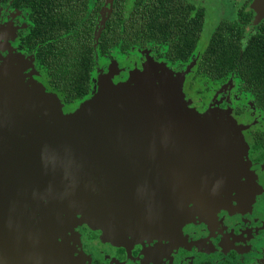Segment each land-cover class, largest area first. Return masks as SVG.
Wrapping results in <instances>:
<instances>
[{"label": "flooded vegetation", "instance_id": "obj_1", "mask_svg": "<svg viewBox=\"0 0 264 264\" xmlns=\"http://www.w3.org/2000/svg\"><path fill=\"white\" fill-rule=\"evenodd\" d=\"M109 2L107 0L104 7H110ZM12 3L13 0L7 4L0 3V30L10 26L9 37L15 40V48L35 59L33 53L21 47V36L30 25L28 13L13 7ZM251 7L252 0H244L234 6L236 20L241 11L252 14L251 21L243 27V33L247 26L255 22L256 13ZM7 19V23L11 22L9 25H5ZM263 20L257 25L254 24L256 27L251 26L254 32L250 37L257 32L258 25ZM138 49L149 51L157 60L152 49L143 44L132 48L129 54ZM200 54L197 52L192 61L197 63ZM102 57L113 58L112 55ZM170 65L177 72L188 66L178 69ZM192 72L193 69L191 74ZM231 79L232 77L219 84L214 93L220 91ZM188 84L190 88V82ZM186 96L189 97L188 94ZM249 96L240 91L233 78V90L227 103H221V96L218 97V106L221 109L230 104L234 105L233 117L238 124L247 128L242 130L244 153L240 152L242 157L239 156L237 160L242 164H234L233 156H221L220 153L218 167L222 170L216 173L213 195L200 201V194L192 195L191 190L183 192L180 189L175 202L166 206L164 201L168 198L169 191L166 192L163 186L173 187V197L176 193L174 171L166 165L167 162L170 166V159L174 163V158H169L168 161L165 157L164 162L153 158L152 164L143 163L142 167L140 165L138 181L144 185L135 198L138 200L135 202L140 209L139 214L133 210L128 211L132 199L121 202L120 197H127L123 194L126 190L117 188L112 190L113 193L105 195L103 206L100 207L106 211L93 210L87 214L92 217L90 225L100 229L80 224L76 232L65 236L73 251L74 264H248L255 260H264V147H261L258 139L263 134L261 129L264 116L255 108ZM244 100L248 102L246 105L249 110L244 107ZM4 149L6 148L0 146V152ZM5 152L7 153L6 150ZM109 159L114 158L111 156ZM115 175L119 182H124L125 175L122 171ZM201 176L193 173L178 180L184 181L185 185L189 182L195 184L201 181ZM112 186L113 184L111 188ZM188 198L190 204L186 206ZM157 199H161V202H153ZM69 207L71 206L67 204L63 208ZM68 212H72L71 209ZM80 218H83V213L78 215L79 220Z\"/></svg>", "mask_w": 264, "mask_h": 264}, {"label": "water", "instance_id": "obj_2", "mask_svg": "<svg viewBox=\"0 0 264 264\" xmlns=\"http://www.w3.org/2000/svg\"><path fill=\"white\" fill-rule=\"evenodd\" d=\"M113 1L114 0H112V3ZM251 8L259 15L260 20L264 19V0H252ZM195 63L194 60L193 63L187 67L188 70L186 73L191 71ZM163 70L167 75L166 83L173 84L174 86L173 90H168L171 91V95H173V93L176 94L175 97H173V99L177 101L176 118L174 123L171 124L166 119L158 120L157 116L154 117L151 115V113L147 111L148 106L145 103V100L140 98H131L130 105L127 104L111 117H122V119L123 117H126L127 119L129 116L133 115L135 118L134 121L136 123L139 122V126L141 127L140 131H143V136L141 140H134L135 142L133 144L139 148H136L135 151L133 150L131 154L136 158V162L139 161L140 158L144 159V164H151L153 158L160 160V162H164L165 157L168 158V160L169 158H174V163L170 159V162L172 163L169 166L166 162V165L170 170L174 171L176 193L175 197H173L171 195L173 187L167 185L163 186V189H165L166 192L169 191V196L164 201L166 206L175 202L180 193V189H182L183 192L184 190L188 191L187 189H189L193 192L192 195L200 194L201 197L198 200L203 201L214 193L213 186L215 184L216 173L222 170L218 167L220 153L221 156H233L234 164H242L237 161V157L239 155L242 157L240 152L243 150V147H238L232 142V149L231 151L228 150L230 152L228 153L223 150L224 147H222V145L218 147L213 142L215 139L219 138L216 133V117H214L213 111L210 112L211 114H208L207 116L204 115L203 117L195 113L194 118L188 119V110L184 108L185 101L182 84H180V82H183L182 77H180V74L170 75V72L168 74L165 67H163ZM178 78L180 79L179 81ZM147 95L148 93L146 91H141L138 94V96H141L142 98H145ZM41 100L42 99L35 97V95H33L31 99L22 100L21 110L27 112L30 109H36L40 105ZM110 103V100L107 101L104 98L94 100L92 103L84 106L83 114L88 115L90 112L95 113L96 109L92 108L94 105L95 108L101 110L102 113L106 112ZM102 113L96 118H90L88 115L90 121H85V123L90 125V128H93L94 125L97 124V119L99 118H101L98 120L99 124L103 121L107 123V120L110 119H103ZM162 115L164 116L165 113H162ZM80 117L78 119L79 121ZM199 117H201L202 121L204 119L206 122L207 130L204 132H202L197 126L200 121ZM14 120L16 123H20L21 117L15 118ZM175 122L182 125L183 135H186L189 139L195 140H186L188 144L190 143L189 147L191 148L188 153L185 152L187 150L186 148H180L178 146L176 134L173 135L171 133L168 135L165 133V135L159 136V132L162 130L160 125L166 123L165 132H175ZM80 123L82 122L80 121ZM15 126V123L10 119L7 113L1 115L0 146L1 148L4 147L6 149L0 152V264H74L72 261V248L65 239V236L68 233L76 232L74 226L71 224V219L76 220L79 225L87 224L95 229H100L90 225L91 223L89 222L92 217L85 214L83 209H87V211L89 209L92 211H106L100 207L103 206V202L99 203L95 209L92 207L91 202H93L94 198L91 193V186L88 182L89 175L86 174L105 175L104 177L107 176L108 180L111 179V184H113L118 180L115 173L122 171L125 175L124 182L126 181L128 184H126L127 187L125 186L126 193H123L124 196L127 197L120 198H122L121 201L132 199L127 208L128 211H132V207L137 206L135 201L138 200L131 196H138L140 188L144 185V183L141 184V182L138 181L140 164H132L131 167L129 166L131 173H126V171H128V165L115 157L112 151H110L109 157L112 156L114 159L110 160L107 158V162H104L109 154L105 151V140L107 141L106 136L108 139L112 138L114 141L122 140L123 137L119 133L121 132L120 129H111L108 133L97 132V134L88 130L84 132L83 139V135H80V133L83 132H79V130L78 133L71 134V137L67 140L59 141L57 137L54 138V136H52L49 138L50 140H46V144L40 142V138L43 137L37 136L32 144L34 143L37 148H41V150L44 149L41 154H43L48 160V164H39V162H35L29 154L27 148L28 142L25 137L27 136L26 132L20 131L23 133L22 136H24L21 137L17 131H15ZM235 128L236 126L234 125V130ZM35 130L36 129H33L34 133L40 132ZM113 131L116 132L117 136L109 134V132ZM127 131L130 132V130ZM211 131H214L215 133H209ZM13 134L15 136H20L19 142H15L9 138ZM98 135L99 138H97ZM229 136L235 140V132ZM77 137L78 139L80 138L81 141L79 144L75 143V148L80 147V149H77L78 152L75 151L77 155L74 156V151L70 149L69 144H71L70 141L73 140V138ZM198 137L200 138L197 139ZM241 137L243 141V135H241ZM128 138L130 137H125V141ZM181 138L182 137L180 136V139ZM130 142L132 143L133 141ZM94 147H99L100 150L99 154L101 157L97 160H95L94 157L91 158L92 153H90V150ZM86 148L89 149L87 151L88 154H85ZM240 148L241 150H239ZM67 156H74V158L78 157L77 163L72 166L73 163L69 162V164H66L65 166L64 162ZM90 160L93 163H90ZM99 163L101 165H99ZM81 166L84 167L82 170H80ZM92 166H96L95 170H93L95 172L91 171ZM73 168H75V170L77 169L84 175L74 174L75 172H73ZM97 168L106 169L98 170ZM63 170L66 171L64 175L61 174V171ZM108 170L112 171V174H108ZM133 170H135V172ZM193 173L195 175H202L200 182L195 184L189 182L185 185L184 181L178 180L180 177L190 176ZM10 174L12 175L11 178ZM75 179H78L81 182L83 181L82 179H84V182L87 183V187L81 186V189H84L86 198L89 199L86 203H84L78 194V189L80 187L77 186ZM95 191L100 192L99 189H95ZM71 192L73 194L75 193V196L80 199L81 203L75 202L70 205V202H68V199L66 198H68V195ZM107 202L110 205V202ZM153 202L159 203L161 202V199H157ZM67 204L71 207L63 208L64 206H67ZM189 204L190 199L188 198L186 206ZM70 209L72 212H68ZM185 210H187V208H185ZM73 211L78 215L83 213V218H80L79 220L78 215ZM92 216L96 215L93 214Z\"/></svg>", "mask_w": 264, "mask_h": 264}, {"label": "trees", "instance_id": "obj_3", "mask_svg": "<svg viewBox=\"0 0 264 264\" xmlns=\"http://www.w3.org/2000/svg\"><path fill=\"white\" fill-rule=\"evenodd\" d=\"M12 0H0L7 4ZM107 0H13L28 13L29 29L21 47L33 53L48 89L65 105L88 97L93 87L96 54H129L143 44L157 60L184 69L194 58L205 24V10L189 0H114L106 22L99 20ZM252 19L221 21L190 75V88L204 102L216 87L234 78L264 116V20L243 46V27ZM100 32V34H99ZM99 34V35H98ZM259 144L264 147V119Z\"/></svg>", "mask_w": 264, "mask_h": 264}, {"label": "rangeland", "instance_id": "obj_4", "mask_svg": "<svg viewBox=\"0 0 264 264\" xmlns=\"http://www.w3.org/2000/svg\"><path fill=\"white\" fill-rule=\"evenodd\" d=\"M128 1L131 7L134 0ZM189 1L195 4L196 6L203 7L206 11L203 33L197 48V52H199L200 54L207 46L214 28L218 25L221 20L237 19V12L235 11L236 7L234 8V6H237L240 2H243L244 0ZM109 3L111 7L112 0H110ZM230 4L234 6L232 7ZM110 7L108 5L104 7V11L102 12V18L100 20L101 24L99 23V27L104 24V19L107 17ZM7 22L8 19L5 25H9L11 23ZM259 22V15L256 14L255 22H253L251 26L256 27L254 26V24L257 25ZM251 26H247L244 29L243 46H245L248 38L254 32ZM9 30L10 26L4 27L0 30V117L3 113H7L10 119L16 125L15 131H17V133L21 137L24 136H22L23 133H21L20 131L26 132L27 136L25 137L27 138L28 142L27 148L30 156L35 162L38 161L39 164H48V160L46 159V157L41 154L44 149L41 150V148H37L34 143L32 144V142L35 141V138L37 136L43 137L40 138V142L46 144V142L50 140L49 138H51L52 136H54V138L57 137L59 141L67 140L71 137V134H76L79 130V132H83L80 133L81 136L83 135V139L84 132L88 130H91L97 134V132L108 133V131L111 129H120L121 132L119 133L123 137L122 140L114 141L112 138L108 139V137L106 136L107 141L105 140V151H107L109 154L108 157H106V160H104V162H107V158H109L111 150L119 160L128 165V171H126V173H131L130 167L132 164H140L142 167L144 159L140 158V160L136 162V158L134 157V155H131L133 150L135 151L137 148V146L133 144L135 142L134 140H141L143 136V131H140L141 127L139 126V122L136 123L134 121L135 118L133 115L129 116L127 119L126 117H123L122 119V117L111 116L117 113L121 108L125 107L127 104L130 105L131 98H140L145 100V103L148 106L147 111L151 113V115H153L154 117L157 116L158 120L166 119L171 124L174 123V120L176 118L177 101L173 99V97H175L176 94L173 93V95H171V91H169L173 90L174 86L173 84L169 83V85L166 83L167 75L163 70V67L166 68L168 74L169 72L170 75L180 74V77H182L183 79V82H180V84H182V91L185 101L184 108L188 110L187 118H194L195 113L201 115L202 117L204 115L207 116L208 114H211L210 112L213 111L214 117H216V133L218 134L219 138H221H217L213 142L218 147L222 145V147H224L223 150L227 151L228 153H230L229 151H231L232 149V142L235 143V145H237L238 147H243L244 140L242 141L241 135L242 130L247 127H243L242 125L238 124L236 119L233 117L232 111L234 105L232 106L230 104L225 109H221L218 106L219 96H221V103H227V100L230 99V94L233 90V78L229 81L228 84L223 86L220 91L216 93L213 92L209 96L207 95L203 102L199 99L200 95L196 94L197 84H194L192 89L189 88L188 83L190 81L189 78L193 67L189 73H186L188 68L177 72L174 71V68L169 63L155 60L150 55L149 51L145 52L138 49V51L135 50L133 51V53L125 55L118 54L116 53V50H114V53L112 54L113 58L110 59L106 57H101L98 53L96 54V69L94 72L93 87L90 95L82 101L76 102L71 105H65L61 94L48 89L49 86L47 85L44 74L41 71H38V69L36 68L37 66L35 65V59L30 58L29 56L25 55L24 53H21L15 48V40L9 37ZM192 63L193 61H191L190 64ZM179 80L180 79L178 78V81ZM141 91H146L148 95L145 98L138 96L139 92ZM186 94H188V98ZM33 95H35V97L37 98L42 99L40 105L36 109H30L27 112L22 111L21 101L31 99ZM100 98H104L107 101H111V103L106 109V112L102 113V111L98 108H95L94 105L92 106V108L96 109V112H90L88 113V115L90 116V118H96L99 114L102 113L103 119L110 120H107V123L103 121L101 124H99L98 120L101 119L99 118L97 119V124L94 125L93 128H90V125L85 123V121L88 122L90 120L87 114H83L84 106L92 103L94 100H99ZM246 104H248V102L246 103V101L244 100L243 105L245 108L248 107V105ZM239 105H242V103H240ZM247 109L249 110V108ZM162 113H165V115L163 116ZM19 117H21V121L20 123H16L14 119ZM79 117L82 123H80V121L78 120ZM199 119L200 121L198 122L197 126L202 132H204L205 130H207L206 122L204 119L202 121L201 117H199ZM165 125L166 123L160 125L162 130H160L159 136L165 135V133L168 135H170L171 133L173 135L176 134L178 146L180 148H186V153L190 152V143L188 144L187 141L195 140L189 139L186 135L182 134V125L180 123L175 122V132H165ZM234 125L238 129L235 128L234 130ZM33 129H36L35 131L40 132L34 133ZM127 130H130V132H128ZM232 131L235 132V140L231 136H229L233 134ZM114 132L115 131L109 132V134L117 136L116 132ZM209 133L215 132L211 131ZM20 136H15L13 134L9 138H11L15 142H19ZM180 136L182 137L181 139ZM125 137L130 138L125 141ZM97 138H99V135L97 136ZM199 138L200 137H198L197 139ZM80 141L81 139H78V137L73 138V140L70 141L71 144H69V147L70 149H72V151H74V156L77 155L75 151H77V149H80V147L75 148V143L79 144ZM130 141L133 142L131 143ZM88 150L89 149L87 148L85 149V154H88ZM239 150H241V148ZM90 153H92L91 158L94 157L95 160L101 157L99 154V147H94L92 150H90ZM241 153H244V150L241 151ZM74 156H67L65 158L64 165L66 166V164H69V162H71L73 163L72 166H74L77 163L78 159V157L74 158ZM90 163L93 162L90 160ZM99 165L101 164L99 163ZM83 168L84 167L81 166L80 170H82ZM95 168L96 166H92L91 171L95 170ZM97 169L104 170L106 168ZM133 171L135 172V170ZM61 172V174L64 175L66 171L63 170ZM73 172H75L74 174L76 175L82 174L77 169L75 170V168H73ZM107 173L112 174V171L108 170ZM138 173H140V169ZM86 175H89L88 182L91 186V193L94 198L93 203L91 202V205L94 209L99 203L105 200V195L113 193L112 190L115 191V189L117 188L125 190V186L127 187L126 184H128L126 182L122 183L117 180L118 184L117 182L113 183V188L111 189V179L108 180L107 176L104 177L105 175L91 173ZM82 180L83 181L81 182L78 179H75V181L77 182V186L80 187L78 189V194L84 201V203H86L89 199L86 198L84 189H81V186L87 187V183L84 182V179ZM95 189H99L100 192H96ZM137 197L138 196L134 195L133 198ZM66 199H68L67 201L70 203L80 202V199H78L75 196V193L73 194L72 192L68 195V198ZM132 209L135 213L139 214L140 209L138 206H134L132 207ZM83 211L85 212V214H88L92 210L89 209L87 211V209H83ZM71 224L74 226V230L79 227V223L76 220L71 219ZM248 264H264V260H255L249 262Z\"/></svg>", "mask_w": 264, "mask_h": 264}]
</instances>
